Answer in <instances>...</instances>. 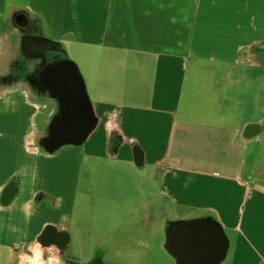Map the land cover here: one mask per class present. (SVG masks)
<instances>
[{
    "label": "crops",
    "instance_id": "0c3cea01",
    "mask_svg": "<svg viewBox=\"0 0 264 264\" xmlns=\"http://www.w3.org/2000/svg\"><path fill=\"white\" fill-rule=\"evenodd\" d=\"M219 1L213 7L210 0H0V12L26 8L42 19L51 38L68 49L86 48L87 57L100 64L97 76L121 70L112 61L101 64L106 49L128 56L122 102L111 106L102 99L98 108L92 99L95 131L83 144L64 146L55 154L36 141L55 114V103L37 101L24 86L0 87V264H61L60 250L51 240L66 239L73 248L77 231V195L69 185H77L91 159L120 165L115 163L130 149L122 148L113 159L109 147L121 132L139 138L147 169L155 170V182L172 192L180 210L204 204L223 208L238 240L235 251L257 248L261 259L256 264H264V136L243 134L247 123L264 121V95L254 98L258 120L216 134L219 144L243 153L252 145L259 148L250 163L241 158L231 175L216 176V169L225 172L226 162L208 161L203 153L210 140L208 126L181 119L186 80L201 79L200 67L230 63L234 67L226 78L231 84L241 79L242 24L236 15L241 11L236 1L229 9L220 8ZM147 69L154 79L145 74ZM193 69L198 72L188 74ZM255 188L263 193L257 198ZM211 196H223L225 203L206 201ZM235 199L241 203L233 217Z\"/></svg>",
    "mask_w": 264,
    "mask_h": 264
},
{
    "label": "rangeland",
    "instance_id": "374dc122",
    "mask_svg": "<svg viewBox=\"0 0 264 264\" xmlns=\"http://www.w3.org/2000/svg\"><path fill=\"white\" fill-rule=\"evenodd\" d=\"M235 1L239 11H241L236 15L238 22L242 24L241 29L246 39L241 44L248 45L256 38L257 40L263 39L264 0H220L219 3L222 4L220 8H222L221 6L226 9L233 8ZM256 1H258V5ZM210 2L213 7L217 4L216 0H210ZM256 15L259 19L257 37L252 36L255 29L252 24L255 25L256 23ZM11 16L9 9L7 12H0V71L7 69L9 51L7 47L9 44L6 38L7 33H9ZM217 17L219 18V16ZM226 17L227 15H220V18ZM209 20L211 19L209 18ZM84 49L71 46L67 51L69 59L77 65L80 71L89 102L92 103V99H95L98 101V108L103 103L102 99L111 106L121 103L126 92L124 74H127L128 70V56L125 51L106 49L102 52L101 64L112 61L119 65L121 70L112 75L106 71L104 73L101 71L100 75L97 76L100 64L94 63L93 58L87 57ZM99 53L101 54V52ZM202 64L201 66H203ZM233 67L230 63L210 62L205 64V67H200V74H203L201 79L189 76L185 85L181 119L191 121L196 125L204 123V126H208L210 140L207 143L208 149L205 147L206 152L203 153L208 161L220 160L221 164H223L222 161L226 162L225 172L216 169V176L218 174L231 175L238 167L241 158H247L250 163V157L259 152L256 145L250 146L247 152L243 153L239 149L230 147L228 143L219 144L218 142L219 137L216 134L219 130L239 129L247 120L260 118V112L256 109L257 104L254 98L256 95H264V69L263 74H248L247 76L239 72L241 79L238 78L239 81L236 84H231V79L226 78V74H229ZM237 70L239 71V69ZM149 71L147 69L145 74H150ZM197 72L198 70L193 69L188 74H196ZM211 74H217V77H209ZM150 76L154 79V75L150 74ZM148 80L150 77L147 78ZM146 93L148 92L146 91ZM189 115L191 120L187 119ZM181 127L183 129L189 128L183 125ZM197 130L200 129L197 128ZM89 163L82 170L77 185L72 182L69 185V192L71 194L76 193V202L78 203L75 221L77 231L76 234L73 233L72 235L74 255L78 257L81 264H86L95 257L96 249H103L106 251L104 261L107 263L152 264L154 252L135 246L120 235L122 224L135 217L137 207L141 202V193L138 189L141 177L133 166L130 150L123 152L121 159L115 163L120 164L117 167L108 166L105 162L97 159H91ZM153 170V168L151 171L148 170L146 178L152 188L158 191L162 189V185L155 182L156 175L155 170ZM158 177L162 179V174ZM213 187L214 185L209 183V188ZM219 187L222 189L221 184ZM255 189L257 191L256 198L259 194H263L258 188ZM206 201L225 203L223 196L219 198L211 196L210 200ZM240 203L239 199L232 202L231 213L233 217L237 216ZM206 205L217 207L224 217L223 210H221L223 208L214 204ZM224 220L226 221L225 217ZM226 224L228 225L227 222ZM228 231L233 235L234 231L229 227ZM260 259L261 255L257 248L246 249L241 254L237 250L231 254L227 264H256Z\"/></svg>",
    "mask_w": 264,
    "mask_h": 264
},
{
    "label": "water",
    "instance_id": "95a60500",
    "mask_svg": "<svg viewBox=\"0 0 264 264\" xmlns=\"http://www.w3.org/2000/svg\"><path fill=\"white\" fill-rule=\"evenodd\" d=\"M19 19H26V15L16 18L18 24L25 26ZM64 69L69 74H58L57 84L68 121L49 123L48 130L53 131L55 138L50 149L43 148L50 154L61 146L83 144L98 125L77 65L69 63ZM121 137L128 143L115 152L110 144V155L116 159L120 150L128 147L141 177L139 208L132 220L122 224L121 235L135 246L152 250V264H227L238 240L229 233L221 211L211 205L180 210L169 189L156 191L146 178V157L139 138L126 137L122 132Z\"/></svg>",
    "mask_w": 264,
    "mask_h": 264
},
{
    "label": "flooded vegetation",
    "instance_id": "af4514ba",
    "mask_svg": "<svg viewBox=\"0 0 264 264\" xmlns=\"http://www.w3.org/2000/svg\"><path fill=\"white\" fill-rule=\"evenodd\" d=\"M258 1H256V4ZM258 5V4H257ZM12 16L9 21V33H7L8 59L7 69L0 71V87L9 89L20 86L26 87L32 97L42 102L50 100L56 105V112L50 119L52 122L68 121L63 113V100L61 89L58 86V74H69L64 67H67L71 60L69 59L68 49L59 40L51 38L42 22V19L33 14L30 10L24 8L12 10ZM24 14L26 19H19V22L26 23L21 26L16 18ZM255 29L252 36L257 37L259 19L256 15ZM241 32L240 42L243 44L246 39ZM240 44L238 52L240 55L239 68L241 74H263L264 69V38H257L248 45ZM78 73L80 71L77 67ZM264 136V121L249 122L243 128V134L246 138L257 134ZM55 138L53 131L48 130V126L42 134L36 139L46 149H50ZM128 142L122 137H117L111 143L114 146L112 152L118 150ZM61 146L58 148H63ZM60 250L59 256L62 258L61 264H81L74 251L69 246L66 239L57 238L51 240ZM106 251L97 249L95 257L86 264H111L105 262Z\"/></svg>",
    "mask_w": 264,
    "mask_h": 264
}]
</instances>
